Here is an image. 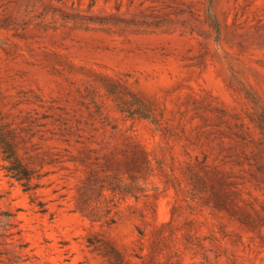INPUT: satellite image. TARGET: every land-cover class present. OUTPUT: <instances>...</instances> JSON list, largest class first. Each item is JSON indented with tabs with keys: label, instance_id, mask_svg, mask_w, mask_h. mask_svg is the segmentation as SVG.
Here are the masks:
<instances>
[{
	"label": "rangeland",
	"instance_id": "1",
	"mask_svg": "<svg viewBox=\"0 0 264 264\" xmlns=\"http://www.w3.org/2000/svg\"><path fill=\"white\" fill-rule=\"evenodd\" d=\"M0 264H264V0H0Z\"/></svg>",
	"mask_w": 264,
	"mask_h": 264
},
{
	"label": "trees",
	"instance_id": "2",
	"mask_svg": "<svg viewBox=\"0 0 264 264\" xmlns=\"http://www.w3.org/2000/svg\"><path fill=\"white\" fill-rule=\"evenodd\" d=\"M13 163H17V165H19L18 161L16 158H13ZM16 171V170H15Z\"/></svg>",
	"mask_w": 264,
	"mask_h": 264
}]
</instances>
